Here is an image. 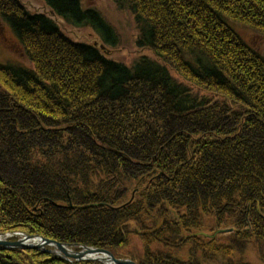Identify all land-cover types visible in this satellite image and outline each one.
I'll return each mask as SVG.
<instances>
[{
  "label": "trees",
  "instance_id": "trees-1",
  "mask_svg": "<svg viewBox=\"0 0 264 264\" xmlns=\"http://www.w3.org/2000/svg\"><path fill=\"white\" fill-rule=\"evenodd\" d=\"M112 1L157 59L129 66L70 39L55 17L117 43L80 0H44L54 18L0 0L28 61L0 63V234L116 257L135 236L138 264H204L264 240V52L234 28L264 35V0ZM216 229H231L223 243L196 235ZM0 264L70 263L0 248Z\"/></svg>",
  "mask_w": 264,
  "mask_h": 264
},
{
  "label": "rangeland",
  "instance_id": "rangeland-1",
  "mask_svg": "<svg viewBox=\"0 0 264 264\" xmlns=\"http://www.w3.org/2000/svg\"><path fill=\"white\" fill-rule=\"evenodd\" d=\"M24 7L28 10V12L33 14H45L47 16H53V11L49 10L46 6L44 0H19ZM82 6L84 8L95 9L99 12L102 16H99L100 22L96 23L97 29L101 32L105 30V25L111 28V31L114 33L115 37V45L113 44L112 36H107V32H104L108 40L111 42L105 44L98 33L90 27H72L66 25L62 20L53 16L56 22L60 25L61 29L64 33L68 35L70 39L77 42H83L88 44H94L96 46L101 47L100 49L104 56L107 58L113 59L115 61L123 62L127 65L134 64L140 57L146 56L151 59H157L153 52L145 47L137 46L135 41L138 36L137 28L135 22L132 18V15L123 9H118L115 3L112 0H80ZM103 18V19H102ZM105 20V21H104ZM100 24V25H99ZM235 30L241 36V38L247 42L252 48H254L257 52L263 53L264 52V35H261L247 27L242 25H235ZM0 63L2 64H18V65H26L28 64L27 59L23 54V48L14 34V32L9 28V26L1 19L0 17ZM170 69V68H169ZM170 73L172 77L176 81L183 82L181 77L172 69H170ZM133 198L131 196L130 200ZM248 224V219H247ZM216 229L214 232H216ZM225 233L231 232V229H224ZM19 232V231H16ZM213 232V233H214ZM13 233V232H7ZM23 233V232H22ZM202 235L208 237L210 234L207 235L204 232H198L196 235ZM14 237L13 240L19 238V236H11L8 239L12 240L11 238ZM219 242L223 243L225 238L221 239L220 234L216 236ZM53 241L67 244L66 248L74 253L80 252L83 250L82 245L79 243H70L64 241ZM247 246L242 249L241 252H234L230 257L218 256L214 261H210L204 264H264V240L260 241L257 238H252L251 242L246 243ZM91 248H99L100 247H93L87 246ZM1 248V247H0ZM2 249V248H1ZM104 249V248H101ZM27 250V249H25ZM33 250H44L50 254L63 258L65 261L69 262L70 264L79 263V262H100L101 264H108L102 261L97 260V256L99 254H90L91 260H75L73 257H65L61 254H56L54 251L56 250L52 245H44L39 249ZM54 250V251H52ZM108 250V249H106ZM143 246L139 239L135 236H132L131 242L128 246L120 249L117 252V255L120 257H116L112 251H110L116 259L122 260H131L130 257H135L142 253ZM135 262V261H133ZM136 263V262H135ZM138 264V263H136Z\"/></svg>",
  "mask_w": 264,
  "mask_h": 264
},
{
  "label": "water",
  "instance_id": "water-1",
  "mask_svg": "<svg viewBox=\"0 0 264 264\" xmlns=\"http://www.w3.org/2000/svg\"><path fill=\"white\" fill-rule=\"evenodd\" d=\"M102 47V46H101ZM225 232V230H222ZM217 232H220L218 230ZM216 232V233H217ZM11 236H19L16 240H9L8 238ZM212 236V235H211ZM44 245H52L56 249L54 253L64 255L65 257H73L75 260H91L90 254H99L97 256V260L102 261L108 264H136L131 260H122L116 259L114 255L106 250V249H99V248H91L87 246H82L83 250L80 252L74 253L66 248L69 246L67 244L59 243L53 241L51 239L42 237L40 235H28L22 232H13V233H4L0 234V247L2 249H12V248H19V249H39Z\"/></svg>",
  "mask_w": 264,
  "mask_h": 264
},
{
  "label": "bare ground",
  "instance_id": "bare-ground-1",
  "mask_svg": "<svg viewBox=\"0 0 264 264\" xmlns=\"http://www.w3.org/2000/svg\"><path fill=\"white\" fill-rule=\"evenodd\" d=\"M96 46V45H95ZM100 49H102V47H100ZM218 230H220V232H217ZM216 232H214V233H212V234H210L208 237L210 238V239H214V238H216V236L217 235H221V234H223V233H225V232H223L222 230H224V229H218ZM205 234H209V233H206V232H204ZM1 234H4V233H1ZM212 235V236H211ZM12 249H19V248H12Z\"/></svg>",
  "mask_w": 264,
  "mask_h": 264
}]
</instances>
